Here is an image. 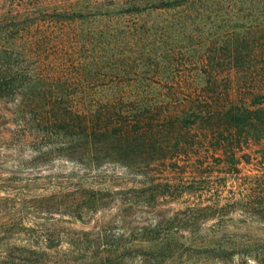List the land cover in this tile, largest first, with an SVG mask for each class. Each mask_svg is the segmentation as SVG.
Instances as JSON below:
<instances>
[{
  "label": "rangeland",
  "instance_id": "374dc122",
  "mask_svg": "<svg viewBox=\"0 0 264 264\" xmlns=\"http://www.w3.org/2000/svg\"><path fill=\"white\" fill-rule=\"evenodd\" d=\"M167 2L181 6L120 22L119 28L142 25L148 30L131 49L140 47L138 53L150 64L136 68L125 83L150 85L161 99L169 92L180 99L190 96V104L213 103L211 93L226 103L222 97L226 89L231 95L239 91L246 96L245 106L254 96L264 97V83L237 85L238 70L247 68L236 70L225 58L232 33L241 35L252 23L264 22V0H0V16L9 18L12 10L27 6L50 10L75 5L76 11L86 14ZM84 29L99 35L101 26ZM249 43L252 48L243 43L239 54L261 51L257 43ZM228 46L231 49L232 44ZM213 128L214 124L206 125L201 137L192 132L196 139L184 145L185 154L168 162L156 178L122 179L115 165L98 171L61 160L28 166V150L18 153L13 145L0 142V264H159L147 254L151 243L141 242L148 231H157L160 237L175 234L176 243L183 246H251L253 251L264 247V138L223 142L211 134ZM108 179L129 188L115 199L131 203V211L90 212L80 220L45 213L46 206L60 199V192L81 184L96 187ZM11 221L18 225L3 226ZM78 234L85 244L99 236L100 248L125 250H119L122 256L111 263L104 256L93 260L90 252L82 256L69 244ZM254 252L219 261L188 257L182 251V256L163 264H264V257Z\"/></svg>",
  "mask_w": 264,
  "mask_h": 264
},
{
  "label": "trees",
  "instance_id": "16d2710c",
  "mask_svg": "<svg viewBox=\"0 0 264 264\" xmlns=\"http://www.w3.org/2000/svg\"><path fill=\"white\" fill-rule=\"evenodd\" d=\"M180 6L167 2L86 14L76 11L75 5L50 10L27 6L12 10L9 18L0 16V142L13 145L18 153L28 150V166L61 160L84 171H98L115 165L125 179L161 175L168 162L185 154L184 145L196 139L191 133L201 137L206 125L214 124L211 134L223 142L264 138L263 96L252 97L254 101L245 106L246 96L239 91L231 95L226 89L222 94L226 103L211 93L213 103L190 104V96L180 99L169 92L161 99L150 85L125 83L136 68L150 64L138 53L140 47L131 49L132 42L144 38L148 30L142 25L119 28L120 22ZM84 25H100L99 35ZM250 26L241 35H230L227 43L232 44L231 49L225 45V58L233 67L247 68L238 70L234 78L237 85L264 83V22ZM249 42L257 43L261 51L239 54L243 43L252 48ZM237 98L239 103H235ZM116 180H102L96 187L81 184L60 192V199L44 211L72 220L90 212L127 213L131 203L115 197L125 196L124 190L129 188ZM17 225L11 221L3 226ZM148 232L141 242L151 243L147 254L159 264L182 256V251L188 257L219 261L235 255L248 257L255 251L251 246H183L176 243L175 234L160 237L157 231ZM45 242L51 245L52 239ZM69 244L82 256L90 252L91 259L104 256L108 263L122 256L119 250H125L100 248L99 236L85 244L82 234ZM256 251L264 257V247Z\"/></svg>",
  "mask_w": 264,
  "mask_h": 264
}]
</instances>
